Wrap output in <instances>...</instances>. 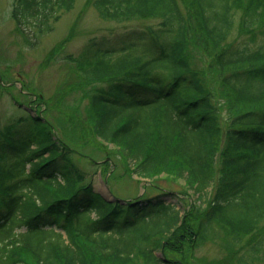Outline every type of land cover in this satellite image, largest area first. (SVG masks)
<instances>
[{
  "label": "trees",
  "instance_id": "obj_1",
  "mask_svg": "<svg viewBox=\"0 0 264 264\" xmlns=\"http://www.w3.org/2000/svg\"><path fill=\"white\" fill-rule=\"evenodd\" d=\"M75 3L14 0L11 16L26 39L36 38L53 31ZM90 4L104 20L158 25L92 40L75 58L93 88L86 119L67 115L72 133L118 149L141 178L183 180L197 200L183 214L171 191L108 201L74 160L82 154L47 118L31 114L0 126V264H207L197 251L215 225L225 232L228 261L240 255L241 261L245 252L258 258L264 253V0ZM243 34L251 45L240 43ZM193 49L208 58L206 66Z\"/></svg>",
  "mask_w": 264,
  "mask_h": 264
},
{
  "label": "rangeland",
  "instance_id": "obj_2",
  "mask_svg": "<svg viewBox=\"0 0 264 264\" xmlns=\"http://www.w3.org/2000/svg\"><path fill=\"white\" fill-rule=\"evenodd\" d=\"M13 4L14 0H0V126L39 113L47 118L57 136L66 139L82 154H75L74 160L88 172L87 180L94 189L108 200L149 198L164 190L177 194L171 200L182 214L190 211L197 199L183 180L159 176L150 181L136 176L118 149L99 143L81 131L73 134L74 126L67 119L68 114H78L82 119L88 115L87 102L93 84L81 77L75 62L86 45L92 40L95 43L112 40L134 28L154 29L158 21L117 23L103 20L90 0H76L74 8L63 14L52 32L36 38L29 34L26 41L12 19ZM238 16L236 30L240 28ZM234 35L239 36V32L235 31ZM238 40L251 45L250 38L244 34ZM193 52L199 63L206 66L208 58L194 49ZM211 74L210 83L216 85V73ZM224 236V230L215 225L211 239L197 251L198 257L205 259L207 264H264V253L252 258L245 252L241 261V255L238 261H228L223 247Z\"/></svg>",
  "mask_w": 264,
  "mask_h": 264
}]
</instances>
